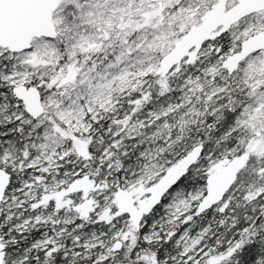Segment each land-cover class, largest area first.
Returning <instances> with one entry per match:
<instances>
[{"label": "snow or ice", "instance_id": "snow-or-ice-1", "mask_svg": "<svg viewBox=\"0 0 264 264\" xmlns=\"http://www.w3.org/2000/svg\"><path fill=\"white\" fill-rule=\"evenodd\" d=\"M0 264H264V0H0Z\"/></svg>", "mask_w": 264, "mask_h": 264}]
</instances>
